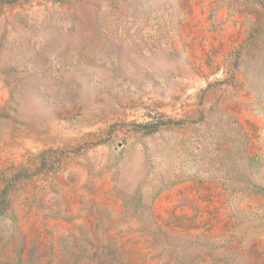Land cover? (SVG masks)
Returning <instances> with one entry per match:
<instances>
[{"label": "rangeland", "instance_id": "1", "mask_svg": "<svg viewBox=\"0 0 264 264\" xmlns=\"http://www.w3.org/2000/svg\"><path fill=\"white\" fill-rule=\"evenodd\" d=\"M0 264H264V0H0Z\"/></svg>", "mask_w": 264, "mask_h": 264}]
</instances>
